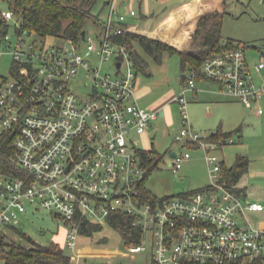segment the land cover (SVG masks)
<instances>
[{
  "label": "built area",
  "instance_id": "obj_1",
  "mask_svg": "<svg viewBox=\"0 0 264 264\" xmlns=\"http://www.w3.org/2000/svg\"><path fill=\"white\" fill-rule=\"evenodd\" d=\"M107 2L106 17L94 21L99 32L86 33L81 41L60 39L62 45L22 31L23 20L12 10L0 13V60L8 55L14 63L12 79L0 78V136L13 135L12 160L26 172L24 178L0 177V234L8 235L35 205L67 222L66 247L73 248L85 221L125 215L141 234L130 252H146L142 240L149 236L156 264H264V227L247 219L249 212H264V203L238 193L216 156H207L206 188L180 197H146L148 166L142 154L148 150L136 135L149 133L160 116L137 102L136 61L125 39L135 32L128 24L137 17L134 0ZM13 20L19 22L16 42L9 34ZM108 66L112 70L104 71ZM80 70L95 83L87 97L71 88ZM255 71L264 75V57L250 65L243 47L216 53L202 66L207 80L247 106H260L264 92ZM196 84L190 71L175 99L187 125L178 140L207 151L233 143L231 137L216 142L194 130L187 93ZM173 158L178 173L191 155Z\"/></svg>",
  "mask_w": 264,
  "mask_h": 264
},
{
  "label": "rangeland",
  "instance_id": "obj_2",
  "mask_svg": "<svg viewBox=\"0 0 264 264\" xmlns=\"http://www.w3.org/2000/svg\"><path fill=\"white\" fill-rule=\"evenodd\" d=\"M180 1L182 0H144L140 5L138 0H134L133 7L138 12V16L132 18L131 23L139 26L144 21L141 19L142 14L155 13L160 16ZM105 2L106 0H99L93 9V13L102 19L108 12V7L104 6ZM200 3L199 13L190 21H198V18L211 9L210 0H201ZM129 8L130 6L125 4L124 11L128 12ZM0 9L2 11L10 9L8 2L2 1ZM196 21L193 22L192 35L189 37L190 43L187 48L193 52L200 50V43L192 40L196 30ZM18 24L19 22L15 20L10 22L9 34L13 42L17 40L15 27ZM188 26L190 27V25ZM85 29L88 34L94 35L99 32V27L94 24V21H88ZM175 31H177L176 28H173L170 35ZM134 34L147 35L145 30L144 32L136 31ZM221 37L226 45L229 41L234 42V45H241L246 51L250 65L260 61L262 51H264V0H226ZM40 38L32 36V40H41ZM160 41L169 44L164 40ZM47 43L63 44L60 39H53V37H48ZM65 46L70 47L69 44H65ZM136 49L147 64L145 70H137L138 87L141 89L140 94H143L142 106L148 108L151 103L161 100L160 105L165 107L167 112L166 117H159L152 123L151 133L157 134L155 140L149 139L145 134L136 135V138L141 141L142 148L153 150L158 160L156 167L152 169L145 180V187L160 198L180 197L204 189L210 184L211 170L207 163L208 155L216 156L219 160L224 161L227 167H232L239 156H246L250 160L248 172L235 187L244 189L248 200L264 203V113L259 114L257 111V107H261L264 111V92L260 106H247L242 103L241 108L235 110L241 113L238 114V121L226 123L224 128L233 133L231 137L233 143L228 142L210 151L203 147L186 145L183 140H178V135L187 125H184L182 110L179 103L175 101L183 82L180 55L165 52L162 61L158 62L146 54L139 45L136 46ZM13 65L11 56L2 57L0 78L11 80ZM109 70H112L110 66L104 68V71ZM189 72H187L188 75ZM86 81L89 82L88 87L85 86ZM94 84L84 74V71L80 70L79 75L72 79L71 88L80 96L87 97ZM187 96L189 95L187 94ZM188 101L187 110L190 122L201 137L211 135L218 128L219 125L215 124L220 121L216 114H221L220 116L223 118H229L227 116L230 111L228 104L221 103L222 106H218L214 108L213 112H210L208 107L199 106L201 101ZM238 105L240 106V104ZM213 124L212 129L209 126ZM239 128H241V132L235 133ZM172 151L180 155L189 152L191 155V158L183 163L178 173L173 170ZM34 207L29 205L28 212L22 214L15 221L13 226L16 231L11 229L8 234L10 241H20L21 233H24L40 244L59 243L72 258L71 264H153L149 236L142 240V243L147 247L146 252L131 253L129 245L118 229L111 226L107 220L93 218V222L101 224L102 230L93 236L78 234L76 246L67 248V222L56 212L47 209L36 211ZM247 219L255 227H263L264 212L260 214L249 212ZM0 264H5L1 257Z\"/></svg>",
  "mask_w": 264,
  "mask_h": 264
},
{
  "label": "trees",
  "instance_id": "obj_3",
  "mask_svg": "<svg viewBox=\"0 0 264 264\" xmlns=\"http://www.w3.org/2000/svg\"><path fill=\"white\" fill-rule=\"evenodd\" d=\"M2 1L8 2L10 8L8 10H12L17 17L23 20L22 31L43 38L53 37L62 40L81 41L86 34L85 27L88 21H95L99 18L93 13V9L99 0H0V4ZM138 1L142 5L144 0ZM210 4L211 9L208 13L198 18V21L195 20L196 30L192 40L200 43L199 51L178 49L147 35L128 33L125 39L133 52L137 70H145L147 65L145 59L138 53L137 45L158 62L162 61L165 52L178 53L182 60V79L185 80L184 75H187L188 71H194L197 81L206 79L202 73V66L208 57L226 49L242 47L241 45H234L232 41L226 45L222 40L221 26L226 0H210ZM104 6H108L107 0ZM1 11L0 9V13ZM167 13L168 10L160 16L155 13L142 14L141 19L160 20ZM229 137H232V133L213 132L211 134V140L216 142ZM13 138L11 134L0 136V177L3 176L7 179L24 178L26 172L12 160L14 154ZM142 155L148 166L147 179L152 169L156 167L158 160L153 150L143 152ZM249 163L250 160L246 156H239L232 167H227L223 162V173L232 186L235 187L248 172ZM235 189L238 193L246 195L244 189L236 187ZM144 193L147 198L155 196L147 188H145ZM107 222L121 232L128 245L141 242L140 230L132 226L131 220L127 216L110 217ZM11 229L16 231L14 226H11ZM101 230V224L85 221L81 227V234L93 236ZM0 257L5 264H71L72 262V258L59 243L40 244L24 233H21V240L18 242L10 241L8 235L0 234ZM153 264L156 263L153 262Z\"/></svg>",
  "mask_w": 264,
  "mask_h": 264
},
{
  "label": "crops",
  "instance_id": "obj_4",
  "mask_svg": "<svg viewBox=\"0 0 264 264\" xmlns=\"http://www.w3.org/2000/svg\"><path fill=\"white\" fill-rule=\"evenodd\" d=\"M200 1L201 0H182L179 3L173 5L171 9L168 10V13L158 22L155 21L154 19H147L144 20L142 24L138 26L131 23L132 18H129L128 24L134 25L135 32L136 31L144 32L145 30L146 34L151 38L164 40L178 49H182V50L187 49L190 43L189 37L192 35L191 32L194 26L193 22H195L190 20L196 17L197 14L199 13V6L201 4ZM188 25H190V27ZM173 28H176L177 31H175L174 34L170 35V32L172 31ZM263 57L264 54H262V58ZM254 79L258 87H264V75L262 73L255 71ZM197 82L198 83L196 84L195 90L188 91L187 93L189 95L187 96L188 100L201 101V104H199V106H204L205 108L208 107V110L210 112H213L214 108L218 106H222L220 105L221 103L228 104V106H230L229 107L230 111H228L227 114L229 118L228 119L227 117L223 118L220 116L221 114L220 115L216 114L220 122H216L215 125H219V126L214 131L225 134L232 133L225 130L224 127L226 126L227 122L238 121V116H239L238 114L241 113L235 110L241 108V105H243L242 102L238 99L228 97L227 95L223 94L220 86L217 83H214L206 79H202ZM140 92L141 89L137 87V102L139 103L140 106H142L141 100L143 94H140ZM160 102L161 100H157L151 103L150 106H148V108L147 107L144 108L149 110L159 111L160 117H166L167 114L166 108L161 106ZM238 104H240V106ZM162 112L164 114L161 116ZM235 117L236 119H233ZM209 127L210 128L214 127V124ZM151 131L149 133H145V135H147L149 139L151 138L153 140V137L157 134L153 135ZM237 132H241V128L236 129L235 133Z\"/></svg>",
  "mask_w": 264,
  "mask_h": 264
},
{
  "label": "water",
  "instance_id": "obj_5",
  "mask_svg": "<svg viewBox=\"0 0 264 264\" xmlns=\"http://www.w3.org/2000/svg\"><path fill=\"white\" fill-rule=\"evenodd\" d=\"M262 54H264V52H262ZM118 66L120 67V63L118 64ZM184 77H185V75H184ZM163 114H164V113L162 112V113H161V116H162ZM156 136H157V135H155V136L153 137V140L156 139ZM176 154H177L176 152L172 151V152H171V157H175Z\"/></svg>",
  "mask_w": 264,
  "mask_h": 264
}]
</instances>
